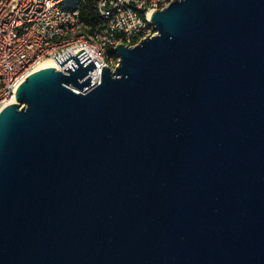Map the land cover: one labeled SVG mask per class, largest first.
Returning a JSON list of instances; mask_svg holds the SVG:
<instances>
[{"label": "water", "instance_id": "95a60500", "mask_svg": "<svg viewBox=\"0 0 264 264\" xmlns=\"http://www.w3.org/2000/svg\"><path fill=\"white\" fill-rule=\"evenodd\" d=\"M151 19L99 84L68 52L0 111V264H264V0Z\"/></svg>", "mask_w": 264, "mask_h": 264}, {"label": "built area", "instance_id": "2783aa9c", "mask_svg": "<svg viewBox=\"0 0 264 264\" xmlns=\"http://www.w3.org/2000/svg\"><path fill=\"white\" fill-rule=\"evenodd\" d=\"M172 1L97 0L104 22L94 27L83 21L81 6L70 7L68 0H0V111L16 102L20 85L44 68L46 59H53L57 70L71 69L74 59L60 67L54 58L68 52L75 56L85 50L96 68L80 81L90 76L91 87L99 84L104 66H119L116 47H132L155 35L151 16Z\"/></svg>", "mask_w": 264, "mask_h": 264}, {"label": "trees", "instance_id": "16d2710c", "mask_svg": "<svg viewBox=\"0 0 264 264\" xmlns=\"http://www.w3.org/2000/svg\"><path fill=\"white\" fill-rule=\"evenodd\" d=\"M97 0H68L70 7L81 6V15L83 21L90 26H98L104 22V19L96 11Z\"/></svg>", "mask_w": 264, "mask_h": 264}, {"label": "bare ground", "instance_id": "6f19581e", "mask_svg": "<svg viewBox=\"0 0 264 264\" xmlns=\"http://www.w3.org/2000/svg\"><path fill=\"white\" fill-rule=\"evenodd\" d=\"M47 66H57V64L53 59H46L43 63H41V67H47Z\"/></svg>", "mask_w": 264, "mask_h": 264}]
</instances>
